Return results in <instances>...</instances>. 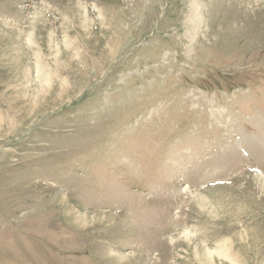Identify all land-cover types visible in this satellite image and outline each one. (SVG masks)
<instances>
[{
  "label": "rangeland",
  "instance_id": "1",
  "mask_svg": "<svg viewBox=\"0 0 264 264\" xmlns=\"http://www.w3.org/2000/svg\"><path fill=\"white\" fill-rule=\"evenodd\" d=\"M0 264H264V0H0Z\"/></svg>",
  "mask_w": 264,
  "mask_h": 264
}]
</instances>
